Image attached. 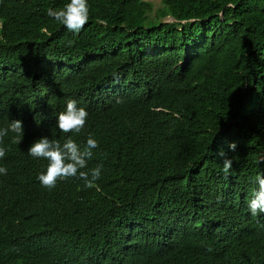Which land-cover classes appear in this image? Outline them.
Segmentation results:
<instances>
[{
	"label": "trees",
	"instance_id": "obj_1",
	"mask_svg": "<svg viewBox=\"0 0 264 264\" xmlns=\"http://www.w3.org/2000/svg\"><path fill=\"white\" fill-rule=\"evenodd\" d=\"M68 2L0 0V127L24 128L0 145V264H264V216L247 210L264 171V0H161L157 14L88 0L79 34L47 16ZM69 99L102 175L47 189L27 149L64 142Z\"/></svg>",
	"mask_w": 264,
	"mask_h": 264
},
{
	"label": "clouds",
	"instance_id": "obj_2",
	"mask_svg": "<svg viewBox=\"0 0 264 264\" xmlns=\"http://www.w3.org/2000/svg\"><path fill=\"white\" fill-rule=\"evenodd\" d=\"M47 16L63 25L68 32L79 34L89 20L88 0H69L61 9H47ZM88 116L85 108L79 106L76 100L69 99L64 109L55 117V128L60 133L67 134L64 142L43 136L27 149V155L31 158L47 161L46 169L37 177L42 187L52 189L58 181L76 178L83 182L85 188H92L100 180L103 165L88 169L93 150L99 147L98 141L92 135L87 137L83 145L72 139L73 135L80 134L85 128ZM10 134L12 141L19 145L24 137L22 120H9L6 127H0V145ZM228 149L235 152L237 144H228ZM5 155V147L0 146V161ZM219 157L223 159V171L227 173L232 168L233 161L224 151H220ZM257 164H264V153L258 155ZM7 174V167L0 165V176ZM255 182L257 189L247 202V210L252 218L257 219L264 216V171L256 175Z\"/></svg>",
	"mask_w": 264,
	"mask_h": 264
},
{
	"label": "rangeland",
	"instance_id": "obj_3",
	"mask_svg": "<svg viewBox=\"0 0 264 264\" xmlns=\"http://www.w3.org/2000/svg\"><path fill=\"white\" fill-rule=\"evenodd\" d=\"M152 3L153 5V14H157L159 11L164 9L161 0H147ZM164 22H172L170 18H166Z\"/></svg>",
	"mask_w": 264,
	"mask_h": 264
}]
</instances>
